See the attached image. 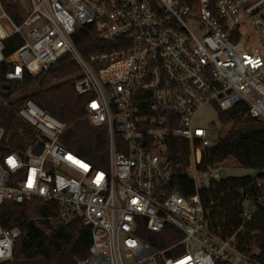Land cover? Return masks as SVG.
I'll use <instances>...</instances> for the list:
<instances>
[{
    "label": "built area",
    "instance_id": "built-area-1",
    "mask_svg": "<svg viewBox=\"0 0 264 264\" xmlns=\"http://www.w3.org/2000/svg\"><path fill=\"white\" fill-rule=\"evenodd\" d=\"M17 25L0 2V64L9 82L38 76L66 56L80 73L75 90L87 96V120L108 133V165L98 168L68 149L64 124L32 99L19 109L0 92L27 131L16 149L0 126V207L7 202L57 205L58 218H80L92 233L89 257L78 264H264L237 244L264 212V196L247 197L242 226L227 240L212 231L200 192L219 181V167L204 164L216 144L209 127L195 124L214 105L223 113L238 103L264 123V0H28ZM12 31L7 32L2 20ZM104 49L81 53L77 39L93 34ZM24 43L9 57L5 43ZM181 143L177 169L191 179L195 195L172 189L171 154ZM182 144H187V153ZM13 161L14 164H10ZM257 185L264 191V179ZM167 228L183 234L169 248L144 242ZM18 226L0 225V264L14 258ZM177 256H170V253Z\"/></svg>",
    "mask_w": 264,
    "mask_h": 264
},
{
    "label": "trees",
    "instance_id": "trees-1",
    "mask_svg": "<svg viewBox=\"0 0 264 264\" xmlns=\"http://www.w3.org/2000/svg\"><path fill=\"white\" fill-rule=\"evenodd\" d=\"M10 18L21 25L29 14L28 0H0ZM94 33L88 39H77L78 49L84 55L102 50ZM23 39L15 35L5 43L4 54L12 55L22 44ZM9 69L6 63L0 64V92L12 101L14 97L22 99L12 102L19 109L26 99H32L46 112L61 121L65 130L61 142L72 152L88 160L98 168L108 165L109 140L103 128L92 127L87 120V96H80L75 90L74 78L80 70L70 56H66L52 66L48 72L38 76L25 74L22 82H9L5 75ZM4 94V93H3ZM13 110L0 105V126L5 129L10 141L6 145L16 149L23 144L22 131H27ZM220 122L232 123L231 130L218 139L216 144L204 156V164L213 167L226 160L233 159L240 168L253 171L256 175L222 178L212 181L209 188L200 194L203 204L210 211L211 229L222 239L227 240L242 226V211L247 197H263L264 191L257 185L258 179H264V123L251 119L248 106L238 103L229 112L219 109ZM187 153V144H182ZM181 143L174 141L171 154L176 167L172 189L189 198L196 193L194 182L177 169L181 163L179 157ZM57 205L44 201H32L23 204L7 202L0 207V225L18 226L21 236L15 243L14 258L9 264H78L89 257L92 233L83 225L80 218L62 221L58 218ZM140 236L144 242L161 243L169 248L183 239V234L173 228H167L162 235L151 234L142 224ZM239 248L249 256L264 263V212L237 235ZM170 256H177L170 253Z\"/></svg>",
    "mask_w": 264,
    "mask_h": 264
},
{
    "label": "rangeland",
    "instance_id": "rangeland-1",
    "mask_svg": "<svg viewBox=\"0 0 264 264\" xmlns=\"http://www.w3.org/2000/svg\"><path fill=\"white\" fill-rule=\"evenodd\" d=\"M2 24L7 32H11L12 28L8 24L7 20L3 19ZM195 124L200 127H209L214 141H218L219 138L224 137L232 128L233 124L223 125L220 122V115L216 111L214 105H208L203 108L195 118ZM220 176L222 178L239 177V176H253L256 175L253 171L244 170L239 167L237 162L233 159L226 160L220 167ZM126 264H134L133 261L127 260Z\"/></svg>",
    "mask_w": 264,
    "mask_h": 264
},
{
    "label": "snow or ice",
    "instance_id": "snow-or-ice-1",
    "mask_svg": "<svg viewBox=\"0 0 264 264\" xmlns=\"http://www.w3.org/2000/svg\"><path fill=\"white\" fill-rule=\"evenodd\" d=\"M9 163H10V164H14V162H13V161H9Z\"/></svg>",
    "mask_w": 264,
    "mask_h": 264
}]
</instances>
